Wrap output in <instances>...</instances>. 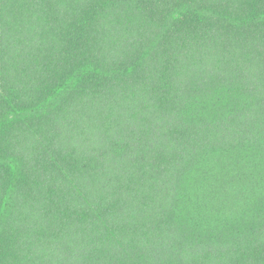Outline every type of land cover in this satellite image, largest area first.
<instances>
[{"label": "trees", "instance_id": "1", "mask_svg": "<svg viewBox=\"0 0 264 264\" xmlns=\"http://www.w3.org/2000/svg\"><path fill=\"white\" fill-rule=\"evenodd\" d=\"M0 264H264V0H0Z\"/></svg>", "mask_w": 264, "mask_h": 264}]
</instances>
